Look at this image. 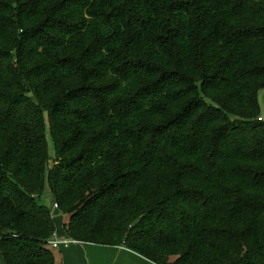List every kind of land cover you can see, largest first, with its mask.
<instances>
[{"label":"trees","instance_id":"1","mask_svg":"<svg viewBox=\"0 0 264 264\" xmlns=\"http://www.w3.org/2000/svg\"><path fill=\"white\" fill-rule=\"evenodd\" d=\"M263 88L264 0H0L8 264H57L47 183L77 242L264 264Z\"/></svg>","mask_w":264,"mask_h":264},{"label":"crops","instance_id":"2","mask_svg":"<svg viewBox=\"0 0 264 264\" xmlns=\"http://www.w3.org/2000/svg\"><path fill=\"white\" fill-rule=\"evenodd\" d=\"M73 241V246H60L65 249L64 264H155L125 245L101 246Z\"/></svg>","mask_w":264,"mask_h":264},{"label":"rangeland","instance_id":"3","mask_svg":"<svg viewBox=\"0 0 264 264\" xmlns=\"http://www.w3.org/2000/svg\"><path fill=\"white\" fill-rule=\"evenodd\" d=\"M259 102L261 107V117L262 119H264V88L261 89L259 92ZM49 149H50V157L52 161L55 159V145L52 138L50 137H49ZM42 197L45 205L48 207L49 211L51 212L54 218L55 226L59 237L69 238L70 243L68 246H73L75 242L70 238L66 229V223L68 222L69 217L55 207V201L52 196L49 183L46 184ZM49 249L53 251L56 257L57 264H64V253H63L65 251L64 247L54 248L51 242ZM0 264H8L6 258L4 257L1 251H0ZM78 264H81V262H79Z\"/></svg>","mask_w":264,"mask_h":264},{"label":"built area","instance_id":"4","mask_svg":"<svg viewBox=\"0 0 264 264\" xmlns=\"http://www.w3.org/2000/svg\"><path fill=\"white\" fill-rule=\"evenodd\" d=\"M55 207L58 208V204H55ZM69 242H70L69 238L59 237L57 232L53 235L52 244H53L54 248H58L61 245H66L67 246L69 244Z\"/></svg>","mask_w":264,"mask_h":264}]
</instances>
